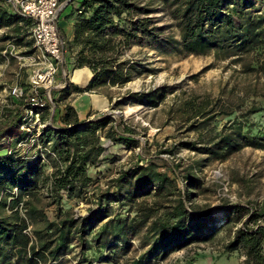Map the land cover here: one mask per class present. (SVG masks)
<instances>
[{
    "label": "trees",
    "instance_id": "trees-1",
    "mask_svg": "<svg viewBox=\"0 0 264 264\" xmlns=\"http://www.w3.org/2000/svg\"><path fill=\"white\" fill-rule=\"evenodd\" d=\"M69 6L72 40L66 48L71 52L76 47V51L68 71L87 67L92 77L84 88L65 83L52 90L53 105L47 100L35 106L9 99L0 109V264H66L64 258L74 249L78 250V264H119L121 260L123 264H158L192 245H212L223 231L229 237L222 246L223 254L238 253L240 264H264V197L252 207L224 201L221 221L216 222L209 211L192 204L193 194L188 191L201 187L200 173L206 162L222 161L244 147L264 150V132H243L244 125L235 119L214 137L199 134L188 148L201 157L184 168L178 163L163 165L172 175L154 160L129 163L105 188L94 187L86 214L74 217L62 212L60 204L63 198L87 197V188L93 184L90 169L106 152L100 138L125 148H134L137 142L109 116L81 121L72 106L59 109L73 93L128 83L137 68L133 62L121 61L122 56L144 38L163 54L211 55L218 62L238 66L243 76L264 74V0H148L145 4L71 0ZM157 12L169 16L176 38L149 29V17ZM31 23L6 0H0V31L12 33L6 38L24 44ZM25 45L31 47L32 43ZM245 93L214 102L185 97L177 112L183 124H188L186 132L208 125L217 115H232L252 92ZM258 94L264 97V87ZM165 97L162 90L127 96L133 104L148 109L158 108ZM259 111L253 107L246 114ZM35 115L44 126L31 144L37 134ZM23 143L35 151L28 158L12 152ZM180 168V181L187 190L179 186L176 171ZM20 205L27 218L21 216ZM51 205L55 220L45 213ZM29 226L31 237L24 233Z\"/></svg>",
    "mask_w": 264,
    "mask_h": 264
},
{
    "label": "rangeland",
    "instance_id": "rangeland-1",
    "mask_svg": "<svg viewBox=\"0 0 264 264\" xmlns=\"http://www.w3.org/2000/svg\"><path fill=\"white\" fill-rule=\"evenodd\" d=\"M136 1L145 4L148 0ZM157 7L154 3L153 8ZM149 18V29H155L154 32L162 37H177L166 13L157 12ZM26 32L24 44L16 45L13 38H6L12 37L9 30L0 31V109L9 103L6 94L8 87L14 83L24 84L27 79V69H19L18 61L8 53L3 55L1 51L8 52L13 49V54L16 55H23L27 51L32 53V46L25 45L31 41L29 28ZM121 61L133 62L137 68L128 83L93 91V93H78L59 105L60 110H63L66 104L72 103L76 107L83 105L80 111L86 115L81 121H92L109 116L115 123L120 122V131L127 129L125 134L137 142L136 147L125 148L104 139L105 142L102 143L108 144L105 147L106 152L101 161L90 169L93 184L87 188V197L70 200L63 198L60 204L62 212H69L74 217L86 214L94 187L105 188L107 181L115 178L119 170L129 163L146 164L154 160L161 165L163 171L172 175L163 165L178 163L184 168L201 157L188 148L189 144L198 141L199 134L207 139L214 137L225 123L235 119L244 125L243 132L247 130H250L251 134L264 132V97L258 94L264 87L263 73L243 76L238 66H230L228 61L218 62L211 55L183 57L174 52L163 54L156 51L154 42L147 38L132 44L124 52ZM64 71L66 76L63 77L61 71L56 75V85L70 82L68 67H65ZM154 90H162L166 94L164 101L156 109L135 105L131 102L133 99L127 98L131 93H147ZM246 91L252 93L244 99L239 110L232 115H217L208 125L186 132L188 124H183L177 112L180 102L185 97L208 98L214 102L219 98L224 100L223 97L226 95L231 98L246 96ZM253 93H257L258 96ZM116 102H120L121 105L116 106ZM253 107H257L260 111L246 114ZM33 127L37 130L38 122L33 121ZM12 152L17 157L28 158L35 151L23 143L16 146ZM205 165L200 173L201 187H191L188 191L193 194L192 204L209 211L216 222L221 221L220 208L225 201L218 200L216 197V191L221 182L228 184L231 194L237 198L236 204L252 207L254 203L263 199L264 150L244 147L222 161L212 160ZM182 168L176 171L180 187L185 186L180 181ZM215 169L220 170L222 179L213 177L211 172ZM185 189L187 190L186 186L183 187V190ZM45 213L50 220H55L53 205L47 207ZM228 238V234L223 231L212 245H192L158 264H240L242 257L238 253L231 255L222 253V246ZM133 245H137L136 240L133 241ZM77 253L78 250L74 249L73 253L67 255L63 261H67L66 264H78ZM119 264H123V261L121 260Z\"/></svg>",
    "mask_w": 264,
    "mask_h": 264
},
{
    "label": "built area",
    "instance_id": "built-area-1",
    "mask_svg": "<svg viewBox=\"0 0 264 264\" xmlns=\"http://www.w3.org/2000/svg\"><path fill=\"white\" fill-rule=\"evenodd\" d=\"M11 8L32 20L29 26L30 38L32 41L33 52L28 55L13 54V49L3 51V55L9 54L18 61L19 69H27L26 87L21 83H14L7 89V98L13 100H24L31 105L39 106L46 100L52 104L51 91L62 88V85H56L55 77L58 72H62L63 77L65 71L63 68L64 41L59 33L56 14L65 2L61 0H8ZM93 93V91H90ZM88 92V93H90ZM28 115L32 116V111H28ZM34 122H38L39 128L37 134L31 139L30 143H35L39 130L44 126L40 124L38 115L34 116ZM23 130L24 127H21ZM101 142H105L104 138H100ZM106 147L107 143H102ZM212 175L216 179H222L219 169H215ZM15 192V191H14ZM218 200L224 199L230 203H236L237 198L231 194L227 183L220 184L216 191ZM22 217L27 218L25 210L20 205L19 208ZM30 228L24 233L30 234Z\"/></svg>",
    "mask_w": 264,
    "mask_h": 264
},
{
    "label": "crops",
    "instance_id": "crops-1",
    "mask_svg": "<svg viewBox=\"0 0 264 264\" xmlns=\"http://www.w3.org/2000/svg\"><path fill=\"white\" fill-rule=\"evenodd\" d=\"M65 7L57 11L56 20H57L58 29L60 28L59 33L61 35V38L64 41V53H63L64 65H66L69 68L71 63L74 61V54L76 51V47L72 48L71 52H69L66 48L67 42L72 40L73 18H67V15H69L70 9H71V7L69 6V3L67 4V7L66 8ZM68 73H69V79H70L69 83L77 86L78 88H84L92 77V73L87 67H83L80 69H74L72 71H68ZM72 95H78V93H73L70 96ZM68 105L72 106L75 109L79 120H82L83 117H85L86 113H83L82 111H80V108H82L83 105L81 107L80 106L76 107L72 103Z\"/></svg>",
    "mask_w": 264,
    "mask_h": 264
},
{
    "label": "water",
    "instance_id": "water-1",
    "mask_svg": "<svg viewBox=\"0 0 264 264\" xmlns=\"http://www.w3.org/2000/svg\"><path fill=\"white\" fill-rule=\"evenodd\" d=\"M6 1H8V0H6ZM71 0H68V1H66L65 2V5L63 6V7H61V8H64L69 2H70ZM60 10V9H59ZM57 15V14H56Z\"/></svg>",
    "mask_w": 264,
    "mask_h": 264
}]
</instances>
